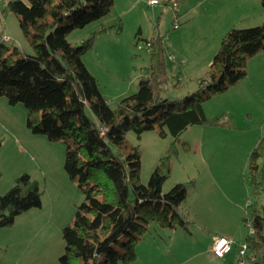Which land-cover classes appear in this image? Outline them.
I'll return each mask as SVG.
<instances>
[{
  "label": "trees",
  "instance_id": "trees-1",
  "mask_svg": "<svg viewBox=\"0 0 264 264\" xmlns=\"http://www.w3.org/2000/svg\"><path fill=\"white\" fill-rule=\"evenodd\" d=\"M259 3L264 12V0ZM112 6L113 0H9L6 4L18 18L32 52L8 46L0 36V97L12 106H23L31 134L63 142V169L83 196L62 228L64 250L58 264H130L137 244L152 226L189 232L192 221L180 208L187 195L185 183L162 192L171 155L189 126H230L223 115L206 117L203 104L245 78L248 59L264 50V19L256 26L229 29L220 39L207 78H199L196 90L169 100L163 97L169 83L163 39L155 34L145 41L149 64L138 78L137 90L111 105L82 59L98 33L116 28L92 32L78 45L67 36L107 15ZM180 86L178 78L171 84L174 89ZM147 130H156L160 137L169 134L172 141L144 185L140 150L125 135L133 131L139 139ZM246 179L253 197L264 190L262 140L247 157ZM41 196L36 180L27 173L19 175L0 195V229L11 227L21 213L40 207ZM246 209L242 221L248 218L253 228V234L244 238L250 263L264 264V204L252 200Z\"/></svg>",
  "mask_w": 264,
  "mask_h": 264
},
{
  "label": "rangeland",
  "instance_id": "rangeland-1",
  "mask_svg": "<svg viewBox=\"0 0 264 264\" xmlns=\"http://www.w3.org/2000/svg\"><path fill=\"white\" fill-rule=\"evenodd\" d=\"M7 1L9 0H0V30H5L4 34L9 36V41L5 44L14 45L30 54V44L20 31L18 18L6 8ZM21 1L27 3V0ZM115 1L110 15L119 16L117 23L121 25V29L119 33L113 31L114 39L110 41H114L117 46L113 48L112 63L109 64L112 75L102 71L101 77L99 76L101 88L108 92L110 87L116 85L124 88L131 85L130 91L133 92L136 85L134 79L141 66L149 64L148 50L144 48L145 41L158 34L163 39L166 74L169 77L163 97L169 100H175L196 90L199 87V78H207L210 62L218 49L220 39L229 29L256 26L261 22L263 15L259 0H156V5H149V0ZM235 7L238 10L233 12L231 9ZM174 13L177 14L176 29L172 24ZM225 15H230V18L234 15V18L219 26L220 17ZM96 21L85 26L89 28L73 30L67 40L78 45L81 37H88L91 31L97 28L99 23ZM102 39L100 38L98 44H93L83 56L87 65L85 66L91 70L95 66L94 50L100 46L104 47ZM120 43L124 46L119 45ZM146 67L142 68V71ZM246 71L245 78L225 92L212 96L203 104L206 117L223 115L230 126L193 125L183 131L175 146L176 153L171 155L169 176L162 186V192H167L175 183H185L188 198L183 205V214L193 219V215L200 217V213L189 210V203L196 197L204 196L202 189L195 196L193 181H201L204 186L205 180L201 173L207 169L205 165L212 172L214 179L220 176V187L216 190L217 196H222L223 201L217 207L221 218L216 229L225 230L221 224L226 226L227 218L229 224L234 223L237 218V223L230 227L235 229L234 240L239 241L220 264L234 262L237 246L248 234L242 221L248 214L246 199L251 202L255 200L259 205L264 204V190L253 197L246 179L247 157L259 141H264L263 51L248 59ZM177 76L181 77V86L178 91H174L171 84L176 82ZM200 129L207 130L201 132ZM125 138L140 150V182L145 185L159 159L167 153L172 137L169 134L160 137L156 130H147L139 139L133 131L127 132ZM48 142L45 150L48 152L50 168L46 179L39 182L42 191L41 205L45 215L51 219L59 216L55 242L58 243V250L63 253L62 228L71 221L76 206L83 201V196L76 182L72 181L63 169V142ZM194 225L193 223L189 226L190 233L180 228L154 226V229L152 226L148 233L157 237L161 250L158 257L155 256L156 261L153 256H148L147 264H211L205 257L208 255V247L214 233H205V228L192 227ZM191 233L194 234L193 237ZM173 245H177L178 249H174Z\"/></svg>",
  "mask_w": 264,
  "mask_h": 264
},
{
  "label": "crops",
  "instance_id": "crops-1",
  "mask_svg": "<svg viewBox=\"0 0 264 264\" xmlns=\"http://www.w3.org/2000/svg\"><path fill=\"white\" fill-rule=\"evenodd\" d=\"M115 3L116 1L113 0V6L110 12L96 21L99 25L93 32L109 26L116 28L115 32H120L121 25L117 23L119 16L111 17L110 15L115 7ZM231 10L236 12L238 9L235 7ZM115 12L118 13L117 11ZM262 13L261 22L264 19V12ZM198 14H200V12H198ZM227 16L228 15L220 17L219 26L225 25L228 21L234 18V15L232 18H230V15L229 17ZM248 25H250V23H248ZM86 28L89 27L87 26L81 30ZM4 31L5 30H0V36H2L4 42H8L9 36L4 34ZM115 32H101L95 36L93 44H98L100 38H103L104 47L100 46L99 49L94 50V68L91 70L89 67H86L96 79L100 93L111 105L118 102L120 98L132 94L137 90V77L140 76L139 74H141L142 68L147 66H141L142 68L140 69L139 74L135 77L134 82H136V85L133 92L132 90L130 91L131 85L125 88L116 85L110 87L111 90L108 92H105V89L103 90V88H101L99 84V79L101 78H99V76L102 71L109 73L110 76L112 75L109 64L112 63L113 48L117 45L114 41L110 40L114 39ZM3 37H5L6 40H4ZM83 39H85V37H81L80 41ZM119 45L124 46L123 43H120ZM82 60L84 65H86L84 59ZM177 78L181 82V77L178 76ZM178 89H174V91H178ZM205 130L207 129H200L201 132H204ZM45 140L46 139L43 136L33 135L28 131L25 125V109L21 104L12 106L8 104L6 98L0 97V195L9 189L14 180L22 173H27L38 183L44 178L46 179L47 171L50 168V160L48 161V152L45 150L48 141L46 142ZM205 167L207 169L201 173L205 180L204 186H202L201 181H193L192 183L195 190V196L198 191H201V189L203 190L204 196L199 198L196 197L197 203L194 201L196 198L189 203V210L200 213V217L191 214V216L193 215V220L186 214L187 218L192 221V224H195L192 227L205 228V233L208 234L210 232L214 233L213 238L216 236H223L238 243L239 241L234 240V237H236L235 229L234 227H230L237 223V218H235L234 223L230 224L229 218H227L226 226L221 224V227H225V230L221 231L216 229V227L220 225L221 218L217 207L219 203L223 201L222 196H217V190H219L218 187H220V176L214 179L208 166L205 165ZM214 191H217V193H212ZM187 196L188 195H186L185 200L180 206L182 212L183 205L187 202ZM40 207V209L31 208L21 213L14 219L11 227L0 229V264H55V262H57L58 257L62 253L58 250V247H56L58 243L56 244L55 242L59 216L52 218L53 223L51 224L52 219L45 215L46 213L42 210V205ZM189 231H191V229ZM193 236L194 234L191 233V237ZM212 239L205 260L211 264H220L224 261L227 255L223 258H217L212 255L210 251ZM158 242L159 240H157V237H155L153 233L144 235L137 244V248H135L136 257L131 264H147L148 256H153L156 261L155 256L158 257V252L161 250V246L159 245L158 247ZM164 245L171 246L169 244ZM52 246H55V248ZM173 247L174 249H178L177 245H173Z\"/></svg>",
  "mask_w": 264,
  "mask_h": 264
},
{
  "label": "built area",
  "instance_id": "built-area-1",
  "mask_svg": "<svg viewBox=\"0 0 264 264\" xmlns=\"http://www.w3.org/2000/svg\"><path fill=\"white\" fill-rule=\"evenodd\" d=\"M156 4H158V2L156 0H149V5H156ZM176 16H177V14L174 13L173 23H172L174 29L178 28V25L176 23ZM3 38H4V40H6L5 37H3ZM144 48H147V44H145ZM250 204H251V200L246 199V206H248ZM243 223H244V225L248 231V234L246 236L252 235L253 234V228H252L251 222L248 220V218ZM235 244L236 243L232 239H229V238H226L223 236H216L212 239L210 251H211L213 256H215L217 258H223L224 256L228 255L232 251L233 246ZM247 248H248L247 243L245 242V240H243L237 246L236 257L234 259L233 264H251L250 263L251 255L248 252Z\"/></svg>",
  "mask_w": 264,
  "mask_h": 264
}]
</instances>
